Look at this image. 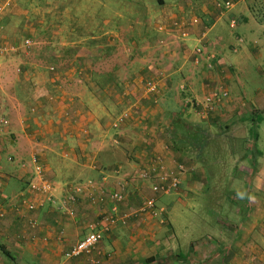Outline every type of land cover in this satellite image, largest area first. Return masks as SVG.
<instances>
[{
	"label": "crops",
	"instance_id": "0c3cea01",
	"mask_svg": "<svg viewBox=\"0 0 264 264\" xmlns=\"http://www.w3.org/2000/svg\"><path fill=\"white\" fill-rule=\"evenodd\" d=\"M29 1L12 5L21 20L15 31L35 42L43 38L47 62L25 63L18 75L0 64V247L7 253L0 250V264H264V0H222L232 8L217 18L211 2L201 4L195 24L187 0L137 3L134 15L128 9L116 14L123 23L143 25L138 39L124 40L137 49L120 65L113 64L112 45L101 43L95 27L82 31L72 18L74 28L67 32V17L52 14L54 7L62 9L61 2L36 8ZM104 8L102 24L110 27L112 9ZM39 11L47 18L33 21L31 14ZM171 11L169 21L185 19L179 40L203 47L200 72L183 60L190 52L180 57L181 67L156 71L148 65L156 56L144 50L149 43L144 27L166 25ZM7 16L0 17L5 40ZM38 24L44 34L36 39ZM205 56L214 58L209 72ZM147 77L158 83L153 95L142 87ZM180 87L191 94L176 103L169 90ZM208 89L226 91L216 106L219 114L200 119L192 106L177 114L192 100V90L206 97L202 92ZM122 113L129 118L114 129ZM174 117L186 120L176 148ZM214 139L231 159L228 190L222 179L210 181L213 173L203 164L205 146ZM186 142L195 157L183 161ZM33 156L44 167L47 193L30 187L40 184ZM156 158L168 177L178 179L176 190L155 192L157 181L140 178ZM150 199L153 211L139 212ZM196 219L206 226L194 227ZM89 224L102 231V240L89 254L66 259Z\"/></svg>",
	"mask_w": 264,
	"mask_h": 264
},
{
	"label": "rangeland",
	"instance_id": "374dc122",
	"mask_svg": "<svg viewBox=\"0 0 264 264\" xmlns=\"http://www.w3.org/2000/svg\"><path fill=\"white\" fill-rule=\"evenodd\" d=\"M14 1L15 0H0V17L8 15L7 16V19H8L7 23H6V21H4L6 23V27H7V31H6L7 35H5L6 40L5 39L4 40L8 43H11V44H18V43H22L27 37H30V36L25 32H16L15 31L19 27L17 24V20L18 21H21V20H20L18 14H14L13 10L11 9ZM32 1L33 0H31L29 2L31 3ZM50 1L51 0H34V3L37 5L33 4V6L35 5L34 7L38 8V5H41L42 8H44L45 7L44 3L50 2ZM56 1L61 2L63 4V7L61 10H56V8L54 7V9L52 10V14L54 17H56V14H59V16H60V14L63 13V16L67 17L63 21H68L70 24V26L67 27L68 33L70 31H72V29L74 28L71 24V19L75 18V19H77V22L81 23L80 28L82 31L84 30L85 32H92L94 29L93 27H95L97 34L98 35L100 34L102 36L101 43L105 42L104 40L106 39L105 44L110 43L109 45H112L110 47H111L112 53H113L112 56L114 57L113 58V64L120 65V64H122L121 61H126V60L128 61V58L125 57L126 55L127 56H131V55L133 56V54H134L133 50L137 49V47L134 48V47L130 46V48H128L127 45H125L123 43H124V40L127 39L128 37H131V35L133 36V38H131V39H138L139 37H137L136 34L141 33V29L143 28V25L137 26V24L131 23V22H129V20H128V23H131V24H128L126 21H124V23H123L122 20L118 16H116V14L117 13L121 14L123 11L128 9V11H126V12L132 13L134 15V13L136 11L131 9V8H133V7L136 8L137 3H144V4L150 3L149 0H56ZM187 1L189 3H192L193 8H192V10H190L193 14L192 17L198 18L197 20L193 21L194 24L200 22V20H199L200 19V17H199L200 16V14H199L200 9H197V8L201 4H205V6H208L211 2V4L209 6L213 7V9H214L213 13L215 15V18H217L219 16L222 17L226 12L230 11L229 9L223 11L219 7V5L222 7V5L226 2V1H222V0H214V2H212V0L211 1H209V0H187ZM51 2H53V1H51ZM151 2L156 3L155 1H151ZM177 2H180V3L183 2L184 3V0H177ZM6 3H8V5H6ZM55 4H56V2L53 3L54 6H55ZM105 4L108 6L109 9H112V10H109V12H108V13H112V16H113V20H112L113 25L110 27L102 24V18L104 16V12H105V8H104ZM42 11L41 12L39 11V13L36 12L34 14L30 13L33 21H37V20L41 19L42 15H44V19L47 18L46 13H43L44 11L43 12ZM65 11H66V13H65L66 15L64 14ZM173 13L174 12L168 14L169 16H166V19H167L166 25H159V26L155 25V26H153L152 25L153 23H152L151 26L144 27L145 30L148 31L146 37L149 40L148 46H146V49H144V50L146 51V54L152 53V55L154 54L156 56L155 57L156 59H154L153 63L151 62L148 65L150 68H153V64H154L156 71H158L160 67H162L165 71H166V69H168L170 67H173V68L175 66L181 67L185 61H187V63H190V62L193 63V61H194V59H193L194 49L199 46V45H197L196 47H193V46H191V44H188L186 42H181L179 40V39L184 38L183 35H185V33H186V32L183 33V31H181V25H182V22H185V19L182 17L175 16L176 17V19H175L176 24H175V22L169 21L170 20L169 18L172 19V17L175 15V13L174 14ZM222 13H224V14H222ZM40 21H42V20H40ZM134 21L135 20H132V22H134ZM121 22L123 23V25L120 24ZM84 24H86V25L84 26ZM41 25L42 24H38V26L34 27L35 28L34 30L36 31L34 33V38H36V39H39L44 34V31H42V33L39 31V30H41L40 29ZM153 33H155V36H153V38L151 36H148L149 34L153 35ZM198 35H200V33H198ZM23 38H25V39H23ZM28 39L32 40L31 38H28ZM42 39L36 40V42L32 41L33 42V46H32L33 49L31 48L32 50H29L28 52H22V53H19L16 55H11V56L10 55H5V56L0 55V64L5 63L8 65H11V68L13 71L12 75H16V74L18 75L21 73V71H23V65H25V63H27V64H30V63L40 64V63L47 62V57H46L47 53L42 52L43 49L45 48L44 45H46V44H44V42L41 41ZM204 43L205 42H203V46H205V44H206V43L205 44ZM54 45L56 46V43H54ZM138 45L139 44H137V46ZM199 47H200V49L203 50L202 46H199ZM140 50H143L142 47H140ZM188 52H190L192 55L186 56L185 59H183L185 61H183L182 65H180L179 64L180 57H183L182 54H184V53H186V55H187ZM167 54L171 55L172 60L168 57ZM210 61H213V60H210ZM201 62H202V60H201ZM201 62L199 63V65L196 66L198 68V72H200V69H201ZM146 63H148V62H146ZM162 63L165 64V66L162 65ZM205 65L207 67V63L204 64V66H203L204 68H205ZM250 65L253 68V66H256V63H251ZM212 69H214V67ZM9 80L12 81L11 78ZM146 80H147L146 82H150V81L152 82L153 81L152 77H147ZM146 82H145V80L143 81L142 87L145 88ZM185 90L186 89H184V91ZM169 91H170V96H171L170 100L172 99L176 103H178L180 101V97L182 95H184V93L191 94L190 93L191 91H186V92L182 91L181 87H180V89L179 88L178 89L173 88L172 90H169ZM192 92H193L192 100H189L187 102V105L184 104L183 108L181 107V109L177 112V114L180 116L181 113L183 114L182 111L184 109H186L188 107L190 108L192 106L193 112H197V114L199 115L198 116L199 118L201 116L202 118L205 117L204 119H207L208 115H205L204 113L202 114V111L206 112V108H204V102H206L208 97H213V94H215V93H217V97H219L221 100H223V98L221 97V94H222V92H226V91H222V90L216 91V90H211V89L205 90L202 92V94L206 95L205 101H204L205 97H202V95L197 94L196 90H194V91L192 90ZM197 105H199V106H197ZM201 105H203V106H201ZM216 106H217V102L214 104V108H212L211 113L209 114L210 117L214 114L215 115L219 114L218 113L219 111H217V109L220 107H216ZM193 112L191 111V114H193ZM187 113H189L188 109L186 111V114ZM122 115H123V113H122ZM182 120L186 121L184 119H182ZM175 131L177 134H182V131L179 128H176ZM183 145H185L187 147L182 146V147H185V149H182L183 153H180L182 160L187 161V159L190 160V157L194 158L195 156L190 154L191 152L188 149V144L184 143ZM217 145L218 144H216V140L214 139L212 142H210L209 144H207L205 146L206 148L204 147L205 153L203 156V160L205 161V163L203 162V164H205V166H207V174H208V172L213 173V175H211L210 181H214V180L216 181L217 180L216 177H218L219 179H222L221 183H222L223 187L226 190H228L227 188H229V186L232 184L229 181H232V180L228 177V174H230V168H231L230 164L231 163H230V161H227V160H231V159L228 157V155L222 154V152H221L222 148L220 146H218V148H217ZM182 166H184V165H182ZM221 170H224L223 174H221ZM229 183H230V185H227ZM170 199L172 202L174 199L173 196H171L170 198L167 197L163 201H166V204H167V201H170ZM198 204H200V201L198 202ZM169 210H170V208L167 209V212H168L169 216H171L172 211H169ZM195 210H196V212H198V209H195ZM172 217H173V215L171 216V218ZM201 217L202 216H199L200 219H201ZM200 219H199V221L197 219L195 220V223H193L194 227L198 228V227H205L206 226V224H204V222L202 223L200 221ZM213 226H214V221H213V219H210L209 228H212Z\"/></svg>",
	"mask_w": 264,
	"mask_h": 264
},
{
	"label": "built area",
	"instance_id": "2783aa9c",
	"mask_svg": "<svg viewBox=\"0 0 264 264\" xmlns=\"http://www.w3.org/2000/svg\"><path fill=\"white\" fill-rule=\"evenodd\" d=\"M8 5V3H6ZM219 7L222 10H228L232 7V2L226 1L222 7L219 5ZM235 27V22L231 21L230 28L233 29ZM33 46V42L30 39H25L22 43L18 44H10L2 37H0V55H16L22 52H28ZM202 55V49L200 47H197L194 49V65L197 66L201 62V56ZM208 59V60H207ZM214 60L213 57L207 56L205 57V63H207L206 69L209 71L212 70L213 66L211 65L210 60ZM145 92L149 95H153L157 93L158 91V83L156 81H150L145 83ZM227 94L226 92H222L221 97L226 98ZM206 97L204 98L205 101ZM220 98L217 97V93L213 94V97H208L206 102H204V108H206L205 111L202 112L205 115H208L211 113L212 108H214V104L217 102V104L220 102ZM198 103V102H197ZM196 104V103H195ZM199 106V105H197ZM129 118L128 113H123V115H119L113 122L112 127L114 129H118L120 126H122L127 119ZM205 118V117H204ZM2 124L5 126L6 123L2 122ZM30 163L32 165V171L37 177L38 181L40 182L39 185H31L30 187L32 189H38L42 192H49L50 187L48 184L43 182V172L44 167L40 161V159L37 156H33L30 159ZM158 163V166H157ZM160 159L156 158L153 160L154 167H150L149 169H144L140 173V178L147 181H157V183L153 184V191L159 192L162 194L170 193L173 190H176L179 184V181L176 177H168L162 169H160L161 165ZM116 199H119L118 196H115ZM70 203H74L75 199L71 197L68 200ZM154 208V202L150 199L144 208H142L139 212H145V211H153ZM29 209L32 210L33 206L30 205ZM67 210V208H65ZM103 233L97 227L93 224L88 225V231L87 234H85L82 238H80L74 245L71 246V248L64 254V257L66 259H73L77 258L81 255L89 254L91 251H93V248L102 240Z\"/></svg>",
	"mask_w": 264,
	"mask_h": 264
},
{
	"label": "trees",
	"instance_id": "16d2710c",
	"mask_svg": "<svg viewBox=\"0 0 264 264\" xmlns=\"http://www.w3.org/2000/svg\"><path fill=\"white\" fill-rule=\"evenodd\" d=\"M2 37V36H1ZM3 38V37H2ZM4 39V38H3ZM5 41V40H4ZM15 45V44H14ZM212 63V62H211ZM205 69V68H204ZM204 69L202 70V71H204ZM175 116V115H174ZM176 120V118L174 117V123H175V129L176 128H179V129H181V131H182V134H174V138H173V136H171V139L173 140V143H174V146H175V148L176 147H179L178 146V143H179V140H181V139H184V137H183V134H184V132L186 131V124H185V122L183 121V120H181V121H175ZM177 126V127H176ZM187 143V142H186ZM198 147H199V145H198ZM200 148V147H199ZM0 250H1V252L3 253V254H5V256H7V253L3 250V248L2 247H0ZM9 257V256H8Z\"/></svg>",
	"mask_w": 264,
	"mask_h": 264
}]
</instances>
